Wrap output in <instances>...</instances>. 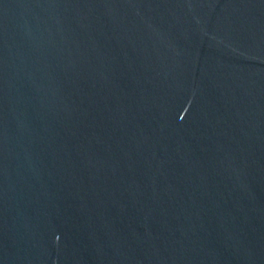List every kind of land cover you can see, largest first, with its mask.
I'll list each match as a JSON object with an SVG mask.
<instances>
[{
    "label": "water",
    "instance_id": "95a60500",
    "mask_svg": "<svg viewBox=\"0 0 264 264\" xmlns=\"http://www.w3.org/2000/svg\"><path fill=\"white\" fill-rule=\"evenodd\" d=\"M0 264H264V0H0Z\"/></svg>",
    "mask_w": 264,
    "mask_h": 264
}]
</instances>
